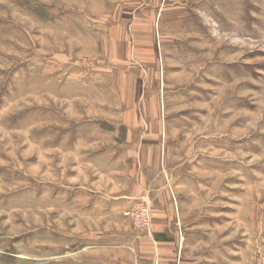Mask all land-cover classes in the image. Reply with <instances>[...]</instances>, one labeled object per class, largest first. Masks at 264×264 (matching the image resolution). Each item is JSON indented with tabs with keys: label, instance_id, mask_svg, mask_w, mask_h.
<instances>
[{
	"label": "rangeland",
	"instance_id": "374dc122",
	"mask_svg": "<svg viewBox=\"0 0 264 264\" xmlns=\"http://www.w3.org/2000/svg\"><path fill=\"white\" fill-rule=\"evenodd\" d=\"M0 264H264V0H0Z\"/></svg>",
	"mask_w": 264,
	"mask_h": 264
},
{
	"label": "built area",
	"instance_id": "2783aa9c",
	"mask_svg": "<svg viewBox=\"0 0 264 264\" xmlns=\"http://www.w3.org/2000/svg\"><path fill=\"white\" fill-rule=\"evenodd\" d=\"M144 205L141 204L140 206L130 208L123 213L127 219L140 228H146L149 224L148 208Z\"/></svg>",
	"mask_w": 264,
	"mask_h": 264
}]
</instances>
